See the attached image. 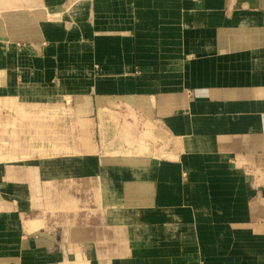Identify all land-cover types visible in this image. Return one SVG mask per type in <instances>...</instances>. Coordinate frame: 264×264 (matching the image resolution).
Listing matches in <instances>:
<instances>
[{
  "label": "crops",
  "instance_id": "0c3cea01",
  "mask_svg": "<svg viewBox=\"0 0 264 264\" xmlns=\"http://www.w3.org/2000/svg\"><path fill=\"white\" fill-rule=\"evenodd\" d=\"M6 106L80 143L0 160V264H264V0H0Z\"/></svg>",
  "mask_w": 264,
  "mask_h": 264
},
{
  "label": "rangeland",
  "instance_id": "374dc122",
  "mask_svg": "<svg viewBox=\"0 0 264 264\" xmlns=\"http://www.w3.org/2000/svg\"><path fill=\"white\" fill-rule=\"evenodd\" d=\"M1 116H5V120L3 124L0 123V155L4 153V157L0 156V160L15 159L17 157L28 160L33 155V151H39V155L48 154L49 147H52V150L56 153L66 150L69 152L77 151L76 144L80 142H65L63 135L59 136V133H61L59 129L57 130L58 140L50 142L49 127L34 126L32 112L6 106L3 109L0 108ZM38 138L41 139L38 140ZM88 139L89 136H87V141Z\"/></svg>",
  "mask_w": 264,
  "mask_h": 264
}]
</instances>
